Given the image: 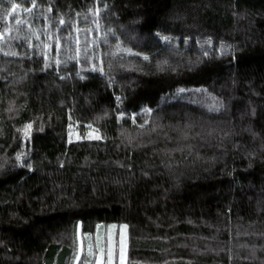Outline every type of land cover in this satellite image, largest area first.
<instances>
[{
  "label": "trees",
  "instance_id": "1",
  "mask_svg": "<svg viewBox=\"0 0 264 264\" xmlns=\"http://www.w3.org/2000/svg\"><path fill=\"white\" fill-rule=\"evenodd\" d=\"M104 225L128 264H264V0H0V264Z\"/></svg>",
  "mask_w": 264,
  "mask_h": 264
},
{
  "label": "rangeland",
  "instance_id": "2",
  "mask_svg": "<svg viewBox=\"0 0 264 264\" xmlns=\"http://www.w3.org/2000/svg\"><path fill=\"white\" fill-rule=\"evenodd\" d=\"M76 243L69 264H128L127 234L123 226H100L93 234H83L79 229Z\"/></svg>",
  "mask_w": 264,
  "mask_h": 264
},
{
  "label": "snow or ice",
  "instance_id": "3",
  "mask_svg": "<svg viewBox=\"0 0 264 264\" xmlns=\"http://www.w3.org/2000/svg\"><path fill=\"white\" fill-rule=\"evenodd\" d=\"M17 8H18V5L13 4V6H12V12H15ZM27 11H30V9H27ZM17 23H20V21H17ZM145 59H147V57H145ZM29 127H30V125H29Z\"/></svg>",
  "mask_w": 264,
  "mask_h": 264
}]
</instances>
